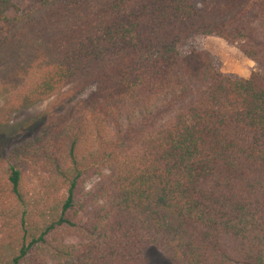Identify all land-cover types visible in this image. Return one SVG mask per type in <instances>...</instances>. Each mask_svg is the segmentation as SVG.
Wrapping results in <instances>:
<instances>
[{"label": "trees", "instance_id": "obj_1", "mask_svg": "<svg viewBox=\"0 0 264 264\" xmlns=\"http://www.w3.org/2000/svg\"><path fill=\"white\" fill-rule=\"evenodd\" d=\"M37 2L0 0V127L52 100L0 154V264H264V0Z\"/></svg>", "mask_w": 264, "mask_h": 264}, {"label": "rangeland", "instance_id": "obj_2", "mask_svg": "<svg viewBox=\"0 0 264 264\" xmlns=\"http://www.w3.org/2000/svg\"><path fill=\"white\" fill-rule=\"evenodd\" d=\"M13 8L5 13L7 19L24 14L37 8V0H10ZM190 49L206 52L214 58L217 70L232 79L245 80L255 69L254 64L244 58L235 48L219 38L199 36L191 39L187 45ZM88 91L83 94L85 97ZM5 95H0V109ZM52 100L35 104L29 108L15 112L6 118V125L0 127V154H8L26 139L35 136L40 124L41 114L50 110ZM141 256L145 264H170L163 254L154 247L145 248Z\"/></svg>", "mask_w": 264, "mask_h": 264}]
</instances>
